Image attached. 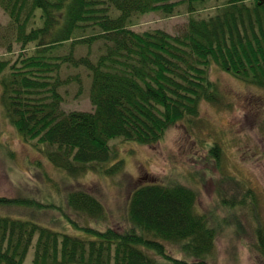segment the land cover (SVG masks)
Returning a JSON list of instances; mask_svg holds the SVG:
<instances>
[{
	"label": "trees",
	"instance_id": "trees-1",
	"mask_svg": "<svg viewBox=\"0 0 264 264\" xmlns=\"http://www.w3.org/2000/svg\"><path fill=\"white\" fill-rule=\"evenodd\" d=\"M183 3L190 15L179 34L132 28L140 15H174ZM207 6L214 11L195 14ZM0 8L14 40L0 54L5 117L25 141L50 146L46 156L59 169L119 172L121 159L105 168L115 154L111 139L154 144L172 125L197 117L203 102L219 104L212 65L264 88V0H0ZM70 67L87 72L91 110L61 108V88L73 82L79 92L84 84L80 71L63 75ZM221 149L209 146L216 157ZM227 175L234 193L219 189L218 207L230 216L246 205L254 210L248 183ZM196 198L180 181L140 185L129 193L124 226L87 228L96 234L88 239L0 215V264H212L221 220ZM15 200L0 196V205ZM67 204L105 217L85 190H71ZM256 237L264 255L261 226Z\"/></svg>",
	"mask_w": 264,
	"mask_h": 264
},
{
	"label": "rangeland",
	"instance_id": "rangeland-1",
	"mask_svg": "<svg viewBox=\"0 0 264 264\" xmlns=\"http://www.w3.org/2000/svg\"><path fill=\"white\" fill-rule=\"evenodd\" d=\"M213 8L207 6L195 14L206 15ZM189 15L183 3L174 15L164 16L158 11L140 15L132 28H161L179 34ZM7 26L8 16L0 8V54H5L8 43H14ZM78 71L84 81L82 90L78 92V85L73 82L61 88V108L65 111L92 109L86 70L70 67L63 75ZM209 76L217 84L219 104L203 102L197 117L172 125L154 144L111 139L115 154L105 168L108 170L116 160H123L119 172H108L112 175L98 173L90 165L84 173L55 167L46 156L51 147L22 139L6 119L0 102V196L17 199L9 205L1 204L0 215L88 239L96 234L87 228L124 226L132 189L152 181L167 184L175 180L195 189L197 207L205 211L215 209L221 220L212 264H264V255L256 245V228L261 226L264 232V88L246 83L215 65L210 67ZM1 90L0 85V96ZM214 142L222 147L218 157L209 152ZM227 174L248 183L258 201L254 210L246 205L230 216L218 207L219 189L229 197L234 193ZM78 189L99 199L105 209L104 219L68 206V193ZM228 216V221L223 219ZM171 250L176 251L173 247ZM31 255L32 247L27 262Z\"/></svg>",
	"mask_w": 264,
	"mask_h": 264
}]
</instances>
